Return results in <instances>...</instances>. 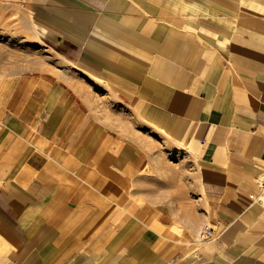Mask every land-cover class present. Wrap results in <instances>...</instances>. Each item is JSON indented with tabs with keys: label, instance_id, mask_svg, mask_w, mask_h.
I'll list each match as a JSON object with an SVG mask.
<instances>
[{
	"label": "crops",
	"instance_id": "obj_1",
	"mask_svg": "<svg viewBox=\"0 0 264 264\" xmlns=\"http://www.w3.org/2000/svg\"><path fill=\"white\" fill-rule=\"evenodd\" d=\"M87 1L91 12L108 16L97 28L113 33L89 38L96 54L84 63L118 99L152 111L137 100L154 97L160 83L143 73L130 76L127 59L145 47L175 57L178 47L198 44L177 45L169 36L163 42V28L127 1ZM132 1L157 5L158 17L166 15L167 0ZM206 1L228 19L234 8L225 43L183 61L180 71L159 62L155 72L158 81L189 77L195 106L176 110L195 111L205 139L197 187L205 213L193 229L210 221L213 237L173 253L161 234L172 226L165 212L156 223L118 206V186L97 173V161L111 155L101 151L108 137L81 98L85 78L69 83L75 78L68 72L21 74L0 78V264H264V209L252 201L264 167V0ZM189 2L191 16L204 9ZM51 17L68 37L85 33V23L71 15ZM57 45L70 57L88 53L68 38Z\"/></svg>",
	"mask_w": 264,
	"mask_h": 264
},
{
	"label": "rangeland",
	"instance_id": "obj_2",
	"mask_svg": "<svg viewBox=\"0 0 264 264\" xmlns=\"http://www.w3.org/2000/svg\"><path fill=\"white\" fill-rule=\"evenodd\" d=\"M124 1L137 8L152 24L163 28V42L169 36L177 45L189 41L198 44V47H178L175 57L165 56L164 49L145 47L131 55L130 61L127 59L129 63L123 67L130 76L141 78L143 73L146 78L155 77L160 83L154 97L137 100L152 107V111H138L131 101L118 99L84 63V57L94 59L93 54H96L89 38L100 39L103 31L113 33L105 25L97 28L95 23L108 16L91 12L87 5L90 7L92 1L0 0V78L47 71L70 73L75 79L65 81L69 83L85 78L86 93L81 98L99 123L98 130L108 137L101 151L111 155V159L97 161V173L107 183L118 186V206L127 204L135 215L149 217L156 223L160 211L165 212L172 226L162 231L163 243L170 246L173 253L186 254L199 240L202 228L213 227L208 221L199 225L197 231L193 229V221L205 213L197 191L198 160L205 145L203 125L196 119L195 111L176 110L195 106L187 94L189 77L180 83L179 73L178 79L158 81L155 71L159 62L167 69L177 67L180 71L183 61L221 48L232 25L234 8L230 5L228 19L206 0H198L196 6L205 11L191 16L189 0L182 3L167 0L162 6L166 15L158 17L157 5ZM230 1L233 4V0ZM210 7L212 15H205L206 8ZM55 12L85 23L83 36L68 37L67 32L53 26L50 19ZM66 38L80 44L79 51L88 52H78L83 57H79L81 61H77L78 55L70 57L57 45ZM96 134L100 135L98 131Z\"/></svg>",
	"mask_w": 264,
	"mask_h": 264
},
{
	"label": "built area",
	"instance_id": "obj_3",
	"mask_svg": "<svg viewBox=\"0 0 264 264\" xmlns=\"http://www.w3.org/2000/svg\"><path fill=\"white\" fill-rule=\"evenodd\" d=\"M258 193L252 197V201L264 209V167L259 177L257 178ZM214 229L211 226L205 225L199 235L201 241H207L213 237Z\"/></svg>",
	"mask_w": 264,
	"mask_h": 264
}]
</instances>
